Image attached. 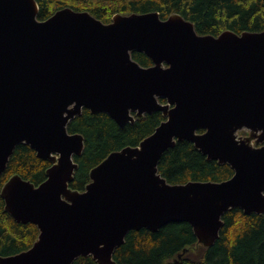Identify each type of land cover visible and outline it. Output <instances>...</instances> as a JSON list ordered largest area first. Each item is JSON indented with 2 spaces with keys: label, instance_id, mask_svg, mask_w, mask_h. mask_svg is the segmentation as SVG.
I'll use <instances>...</instances> for the list:
<instances>
[{
  "label": "water",
  "instance_id": "obj_1",
  "mask_svg": "<svg viewBox=\"0 0 264 264\" xmlns=\"http://www.w3.org/2000/svg\"><path fill=\"white\" fill-rule=\"evenodd\" d=\"M37 15L35 0H0V176L22 144L50 164L37 186L18 175L3 184L4 211L38 236L0 264H116L130 231L169 223L190 225L194 250L210 248L229 210L264 214V31L198 35L180 15L157 12L108 24L71 8ZM83 110L119 127L154 112L165 120L138 146L111 152L78 191L69 185L84 139L67 126ZM181 141L233 175L168 183L159 160Z\"/></svg>",
  "mask_w": 264,
  "mask_h": 264
},
{
  "label": "trees",
  "instance_id": "obj_2",
  "mask_svg": "<svg viewBox=\"0 0 264 264\" xmlns=\"http://www.w3.org/2000/svg\"><path fill=\"white\" fill-rule=\"evenodd\" d=\"M37 19H48L56 11L71 8L86 11L108 24L116 14H145L157 12L161 19L178 14L194 25L198 35L218 36L229 30L236 34L264 31V0H35ZM132 59L143 67L152 65L143 54L133 53ZM164 121L160 112L146 114L133 124L119 127L104 113L91 114L83 110L67 126L68 133L80 134L84 150L74 157L78 164L73 190L83 191L90 182V170L111 152L124 147H136L151 135ZM47 161L36 157L26 145H18L6 169L0 176V190L12 176L39 185L45 180ZM158 173L170 184L195 182H221L229 179L233 171L226 164L207 161L192 143L177 142L166 150L158 164ZM224 226L219 238L210 248L197 247L192 228L187 223H169L157 232L146 229L130 231L124 244L113 253L116 264H172L183 250V264H264V214L245 215L232 209L223 216ZM38 236L32 224L16 223L4 211L0 197V256H11L31 247ZM72 264H96L90 257H79Z\"/></svg>",
  "mask_w": 264,
  "mask_h": 264
}]
</instances>
